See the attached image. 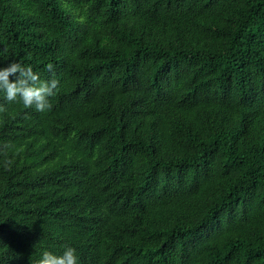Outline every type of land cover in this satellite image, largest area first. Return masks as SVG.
<instances>
[{
	"label": "trees",
	"instance_id": "16d2710c",
	"mask_svg": "<svg viewBox=\"0 0 264 264\" xmlns=\"http://www.w3.org/2000/svg\"><path fill=\"white\" fill-rule=\"evenodd\" d=\"M11 62L0 264H264V0H0Z\"/></svg>",
	"mask_w": 264,
	"mask_h": 264
},
{
	"label": "clouds",
	"instance_id": "9594fccd",
	"mask_svg": "<svg viewBox=\"0 0 264 264\" xmlns=\"http://www.w3.org/2000/svg\"><path fill=\"white\" fill-rule=\"evenodd\" d=\"M53 66L48 65L52 71ZM57 81H41L39 74L33 71L31 65H23L19 62H11L7 66L0 67V92L9 101H22L25 108L35 107L38 112H44L51 108L49 97L54 95ZM4 108L0 106V112ZM35 264H79V256L76 248L67 247L62 254L50 251L42 252Z\"/></svg>",
	"mask_w": 264,
	"mask_h": 264
}]
</instances>
